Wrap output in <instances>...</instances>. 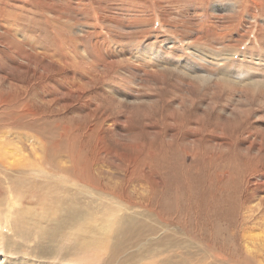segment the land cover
Returning a JSON list of instances; mask_svg holds the SVG:
<instances>
[{
	"label": "rangeland",
	"instance_id": "374dc122",
	"mask_svg": "<svg viewBox=\"0 0 264 264\" xmlns=\"http://www.w3.org/2000/svg\"><path fill=\"white\" fill-rule=\"evenodd\" d=\"M0 14L51 63L49 173L0 184L2 222L47 220L66 201L64 213L97 218L107 208L114 212L103 220L118 214L154 228L113 263L101 244L95 264H264V160L245 139L264 128L259 87L245 89L264 79V0H0ZM33 22L42 27L22 35ZM22 42L8 40L15 51ZM2 49V74L38 85L15 72L13 59H24ZM69 243L64 259L49 254L48 263L69 264L77 255ZM26 255L5 254L3 264L33 259Z\"/></svg>",
	"mask_w": 264,
	"mask_h": 264
},
{
	"label": "bare ground",
	"instance_id": "6f19581e",
	"mask_svg": "<svg viewBox=\"0 0 264 264\" xmlns=\"http://www.w3.org/2000/svg\"><path fill=\"white\" fill-rule=\"evenodd\" d=\"M41 2H42L41 4H43V5H41L42 6L41 8H44V9H47V10L53 12L54 3L47 2V1H41ZM257 4H258V2H257ZM55 10L57 11L56 8H55ZM8 15L12 19H14V20L16 19V18H13L11 16V14H8ZM4 19L6 21V24H0V54H1V52H4L2 48H6L8 50L12 49L13 51H15L12 44L10 47L8 40L11 43H13V45H14V40H16V41L18 40L19 42H22L21 40H19V38L17 36H15L13 34V32H15V31L20 32L21 28L16 25L17 23H11V21H12L11 19H9V18H4ZM23 19H24V16H23ZM40 25H42V23H40V22L39 23L33 22L31 24H28L27 28H29L30 30H28V29L24 30L23 29L21 34L27 35L29 33H33L36 30L40 29V27H42ZM30 26H32L34 28L31 29ZM43 29H42V31H43ZM45 34H47V33H45ZM31 37H28L26 39V41L31 40L32 39ZM36 38H39V36L37 35ZM4 39H6V41ZM25 44L26 43L22 42V50L18 49V51H15L18 53L19 57H22L24 59L25 62L19 63L17 60L13 59L14 60L13 68L15 69V72L18 74V76L29 77V76L33 75V76L37 77L38 79H40V81L36 80V82H38L37 83L38 85H36L34 88H30L29 86H24V85L19 83L20 81H16V79L12 75L6 74V72H3L5 74H2V71H0V168H1L2 173L3 174L5 173L4 175H0V184L5 183L8 186L14 182H18V178H16V173H18V172L19 173L20 172L26 173V174H30L29 172H31V173L33 172V174H35L38 171V173H40L44 176L48 175V173H49L47 171V168H46L48 166L45 165L46 161H48L47 159H48V155H49L48 154V152H49L48 141L49 140H48L47 135H46V122H45V120H46V108H48V105H49V103H51V101L46 96L47 94H46V90L44 88L43 81H44V78L46 77V74L48 73L47 66L51 63L49 62V58H48L49 55L47 52H45L46 54L44 52H36L35 54H31L26 49L27 45H25ZM28 47H29V45H28ZM18 48H20V47H18ZM31 48L29 47V49H31ZM7 54H9V53H7ZM0 57L2 58V56H0ZM1 58H0V60H1ZM11 58H13V57L11 56ZM5 59L7 60L9 58L4 57V60ZM2 60H3V58H2ZM6 60H5V62H6ZM233 81H232V84H233ZM40 83H42V84H40ZM263 85H264V79H260L257 77V78H254L252 80L251 84H249L248 86H245V89H246L247 93H252V91H254L253 89L259 87V90H260V92L258 93V94H260V100L259 101L261 103H263L264 102V86ZM57 86H59V85H57ZM235 89H236V87H235ZM29 90H31V91H29ZM73 91L79 93L77 89L73 90ZM256 92H257V89H256ZM252 95H251V97H252ZM224 124H227V123H224ZM35 130L37 132H32ZM245 132L248 135V137H245V139L250 138L252 140V141L250 140V143H249V145L246 146V149L251 150V149L255 148L256 151L258 152V154H260L261 158L264 160V128L260 126V131H257V134L255 131H254L255 132L254 133L251 130H248ZM45 136H46V138H45ZM238 136H239V134H238ZM18 144H22V146H20ZM59 144L60 143H58V145ZM55 146H57V145H55ZM253 151H255V150H253ZM49 160H50V158H49ZM61 162H63V161H61ZM260 162L262 163L261 165L264 166L263 165L264 162H262V160H260ZM261 168H264V167H260V169H258V171H261V170L263 171V169H261ZM3 176H5V177H3ZM60 177L62 178L63 176H60ZM60 177H59V179H60ZM263 177H264V175H263ZM65 178H66V176H65ZM56 179H58V178H56ZM79 180H81V179H79ZM262 180H263V178H262ZM35 183H37V182H35ZM27 186L28 185L24 186V188ZM19 187H18V190H17V188H15V187L14 188L16 189V191H19ZM28 188H30V187H28ZM28 188H26L27 191H30V190H28ZM26 189L24 191H26ZM2 191H3V189H2ZM37 191H38V189H37ZM6 195H8V194H6ZM59 195H61V194H59ZM12 197H10V198H12ZM7 198H8V196H7ZM2 199H3V197H2ZM31 200H33V198ZM117 200H118V198H117ZM2 202H4V201H2ZM17 202L19 203L18 200H17ZM20 202H21V200H20ZM13 203H15V202H13ZM40 203H41V201H40ZM65 203H66V201L63 202V204H61L60 206H58L57 213H55L56 216H54L53 218H50V219L47 218V220L42 218L39 221H33L32 220L30 222H19L18 220H15V221L12 220V222H10V220H11L10 217H8L5 222H2V220H0V264H3V260H5V258H4L5 254H8L10 257H11V255H15V257H16V255L18 256V255L25 254V256H27L26 254H30L33 259H31V260L29 259L28 262L25 261L24 264H50V263H48V259L46 260V256L48 257L49 254L52 256H61V258L64 259V257H65L64 253L69 252L67 240H69L70 243H72L71 248H74L75 249L74 251L77 252V255L76 256L73 255L75 258L69 264H95L96 258L97 257L100 258V256H95L96 252L98 250V247L103 243H104V247L102 248L101 254L106 255L108 257L107 260L110 261V260H114L120 254V252L123 251V249L127 243L133 242V243L138 244L137 242L139 241L138 239L140 237V236H138L139 233L145 232L146 230L154 232V228H152L150 226L148 227L147 224H144L143 222H139L138 220L135 222H130V221L129 222H120V218H119L118 214H114L113 218H111L109 215L108 219L103 220L105 215L107 216V214L109 212L112 214L114 212L113 210H108L107 208L103 209L102 214H100L97 218H96L95 212L94 213L88 212L87 214L84 215L83 212L78 213L76 208L74 210L71 209L70 211L64 213L63 209H64V205H66ZM121 203H122V201H121ZM0 207H2V205H0ZM88 207H91V206L88 205ZM22 208L20 210H22ZM77 208H79V207H77ZM1 209H3V208H1ZM122 209L124 210V208L116 209L115 212H121ZM11 211H12V209H11ZM13 211H14V209H13ZM39 211H41V210H39ZM4 213H5V211H4ZM14 214H16V213H14ZM77 214H78V217L76 216L77 218L73 217L74 215H77ZM5 216L7 217V215H5ZM22 216H24V215H22ZM0 217H1V215H0ZM19 218H20V216H19ZM146 227H148V228H146ZM4 230H7L8 234ZM62 252H64V253H62ZM28 256H27V258H28ZM19 257H21V256H19ZM68 257H69V255H68ZM20 262H23V259H21ZM110 262H112V261H110Z\"/></svg>",
	"mask_w": 264,
	"mask_h": 264
}]
</instances>
